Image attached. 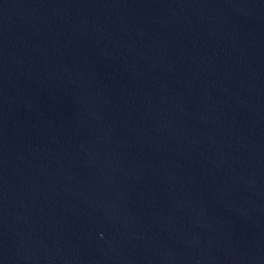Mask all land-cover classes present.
<instances>
[{
    "label": "water",
    "instance_id": "water-1",
    "mask_svg": "<svg viewBox=\"0 0 264 264\" xmlns=\"http://www.w3.org/2000/svg\"><path fill=\"white\" fill-rule=\"evenodd\" d=\"M0 243L264 264V0H0Z\"/></svg>",
    "mask_w": 264,
    "mask_h": 264
}]
</instances>
